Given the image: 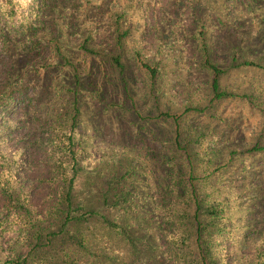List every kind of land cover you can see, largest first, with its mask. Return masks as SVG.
Returning a JSON list of instances; mask_svg holds the SVG:
<instances>
[{
	"label": "rangeland",
	"instance_id": "1",
	"mask_svg": "<svg viewBox=\"0 0 264 264\" xmlns=\"http://www.w3.org/2000/svg\"><path fill=\"white\" fill-rule=\"evenodd\" d=\"M18 2L25 6L19 13L26 14L27 6L33 7L39 21L28 13L24 34L21 28L7 25L10 40L7 44L0 40V179L19 194L27 209L17 212L24 213V219L31 220L42 235L58 230L66 212L69 224L73 218L79 221L69 227L66 238L53 242V248L49 245L29 254L33 241L11 236L5 241L7 250H0V259L11 252L17 258L26 255L25 264H179L160 239L161 232L154 239L149 231L167 217L169 207L182 206L171 195L165 196L169 192L162 187L172 177L167 176L170 169L174 176H186L188 166L181 155L186 150L202 201L199 219L206 224L209 246L216 240L210 247L216 250L212 264L263 263L264 0ZM32 23L41 24L27 33ZM123 30H128L126 41L117 48L114 36ZM25 35L40 40L39 53L32 58L35 69L27 75L20 72L26 88L12 91L8 99L7 71L15 58L14 48H20L17 40ZM115 50L121 57L122 72L114 71L107 62ZM134 50H138V59L154 68L153 79L139 67ZM204 51L219 70L220 97H213ZM60 58H66L67 68L75 67L90 79L77 86L75 129L79 135L70 147L73 167L68 153L52 150L46 133L51 119L43 115L37 119L28 99L33 95L36 99L35 93H39L34 85L48 84L46 78L55 72L46 77L38 66L49 67ZM121 86L126 89V99ZM83 92L87 99L81 96ZM117 101L127 109L130 102L133 109L150 117L159 112L181 114L186 108L198 111H187L178 119L180 148L175 153L172 120L154 118L148 121V130L137 131L118 112L108 111L117 114L110 118L104 115L102 108ZM39 104L44 111L52 102L43 96ZM54 105L53 112L65 109L60 100ZM72 112L69 104L67 113ZM70 121L67 115L65 125ZM251 147L256 149L249 151ZM71 176L67 209L63 196ZM176 185L183 183L177 181ZM179 199L187 206L185 222L189 223L193 206L184 193ZM216 201L225 206L222 225L206 219ZM13 208L7 195L0 193V216L17 218ZM85 211L98 212L108 226L96 216L84 220L86 216L81 214ZM111 224L120 230L119 235ZM192 236L190 224L187 244ZM129 237L136 246L131 248ZM157 245L160 247L151 250Z\"/></svg>",
	"mask_w": 264,
	"mask_h": 264
},
{
	"label": "trees",
	"instance_id": "2",
	"mask_svg": "<svg viewBox=\"0 0 264 264\" xmlns=\"http://www.w3.org/2000/svg\"><path fill=\"white\" fill-rule=\"evenodd\" d=\"M36 9L38 10V8ZM44 9L45 7L43 8V10ZM18 10H25V6L20 4L18 0H0V40L4 44H7V42L10 40L7 34V32H9L10 30L6 28L8 27L7 25H11L15 30L21 28L24 34L28 26L26 28L22 27L28 25L29 16H26L28 13L30 16L35 15L36 19L39 21V15L35 13V8H30L29 6H27L26 14H21L18 12ZM121 13L123 12L121 11ZM37 24L39 25L41 23ZM38 25H34L32 23L29 26L27 33L34 32L39 27ZM127 31L128 30L116 32L114 36V43L117 48H121L122 45L125 43V35H127ZM56 35L64 37V33L62 32L59 34L56 32ZM17 41L20 44V48H18V46L14 48L15 58H13L11 66L8 69L6 76L5 85L7 86L5 91L8 92L5 95L8 97V99H11L12 91H21L22 89L26 88L23 83V77L20 76V72H25L24 74L27 75L26 73H29L32 68L34 70L35 68L33 66L32 58L34 57V55H37L39 53L38 44L40 40H38L36 36L25 35L24 37L18 38ZM127 41H129V37H127ZM58 49L59 48L56 47V51H58ZM29 50L32 51L31 56H28ZM137 51L138 50H134L133 56L134 58H137L139 67L145 70L149 74L150 78L153 79L155 75L154 68L146 62H143L138 59L140 58V56ZM120 58L121 57L119 53H117V51L115 50L114 54L110 56L109 61H107L114 71L116 70L117 72H122L123 70V65ZM67 63L68 62L66 58H60L49 67L46 65H39L38 67L43 68L42 73H45L46 77L51 75L53 71L55 72L50 77L46 78L48 79V84H35L34 86L35 88H37L39 94L35 93L36 99L33 98L34 95L33 97L28 96V99L31 100V108L33 110V114L37 119L40 115L51 119L47 124L46 133L48 140L51 142L52 150L55 152H62L63 154L68 153L69 158L71 159V165L73 167L75 159L74 154L71 152L72 150H70V147H72L73 144L77 142V137L79 135L75 129V118L77 117V105L80 93V91L78 92L79 88H77V86L82 85L83 83H90V79L84 78L82 74L77 73L75 67H72L71 69L67 68ZM203 64L211 75L210 88L212 90L213 97H220L222 94L217 90V75L219 73V70L209 62L205 51ZM244 64L252 65L250 62H245ZM120 91L123 97L126 99V93L124 92L126 91V89L121 86ZM85 95L88 96V94H86L85 92L81 94V96L86 98ZM43 96L50 98L52 102V104H50V106L44 111H42V105L39 104V101L42 99ZM58 100L64 103L63 106H65V109L63 112L60 110L53 112V109L55 107L54 103H56ZM69 104H71L72 107V114L67 113ZM108 105L111 107L102 108L104 111V115H107L110 118L111 116H117V114H115L114 112L107 113L108 111L113 110L115 112H118L121 117L126 118V123L128 125L134 124V126L137 127V131L141 132L148 130V128H146L149 124L148 121L154 118H160L161 120H172L176 125V134L172 137L171 142L175 153H179L180 148L178 142V119L187 111H198L197 108H186L181 112V114L159 112L158 114L150 117V114L133 109L134 106L130 102V107L128 109L127 106L124 105V103H122L121 101H117ZM67 115L70 117L71 121L66 126L65 118ZM129 116H133L136 122L132 117ZM112 120L114 125L115 120L113 118ZM254 149L256 148L251 147L249 151H252ZM181 155L183 156L184 160L186 161V165L188 166L186 176H183L182 174H177L176 176H174L170 169L167 172V176L172 175V177H169V183L165 184L162 188L163 190L169 192L165 196L171 195L172 199H176L182 202V206L179 208L169 207L168 209L170 210L167 214V217L161 223H155V228L151 229L149 233L153 236L154 239H156L158 238L156 232H161L160 239L163 240V243H166V247L169 250L171 257H174V263L177 262L179 264H212L214 263V251L216 250H211L210 247H214L216 240L212 245L209 246L207 236L204 234V231L207 229L205 226L206 224L200 221L199 219L202 213L200 208V202L202 201L199 200L197 195L198 191L196 188V184L194 183L195 177L193 176L192 163L186 157V150H182ZM172 161L173 158L170 159L168 163H171ZM169 168H171V165H169ZM72 179L73 176L67 179V188L63 196V201L67 209L70 208L69 206L71 204L69 198V187L71 186ZM177 181L179 183H183V185L177 186ZM0 193L7 195L10 205L14 207L13 213H16L15 215L17 216V218H12L11 220H7L3 216H0V250L4 252L5 250H7V248L4 246L5 241H7V239L11 236L14 238L19 237L22 241H33V244L28 250V254L32 250H34L35 252L36 249H45L49 245L51 246V248H53V242H55V240L57 241L58 238H66L68 235L67 233L70 232L69 227L75 225L77 223V220L79 221V219L73 218V223L69 224L71 222V219L69 217L68 212H66L64 214L63 223L59 225L58 230L49 231L42 235L40 230L34 225H32L31 220L27 221L24 219V213L20 211L17 212L18 209H22L23 211L27 212V209L22 206V203L19 200V194H15L14 191L7 187V181L4 179H0ZM183 193L186 195L187 200L193 206L190 207V211L188 212L190 217L189 223L185 222V218L187 215L185 209L187 208V206L182 200L179 199L180 195ZM223 208L225 209L224 204L223 206H221V203L219 201H216L215 206L208 210L206 219H211L214 224L222 225L224 223L222 221L225 219V216L223 215ZM81 215L86 216L84 220L90 219L91 216H96L98 220H101V222H103L102 224L104 226H108L106 223H104V217L99 215L98 212L85 211ZM190 224L192 225L194 236H192L191 244H187L188 237L186 239V231L190 229ZM111 228L116 235L120 234V230L115 224H111ZM144 236L148 238L146 234H144ZM129 238L130 240L128 241L130 242L131 248L136 246L135 240L131 237ZM78 245H81V242H78ZM159 247L160 245H157L156 247L152 246L151 250H155ZM10 254L11 252L4 254L3 258L0 259V264H25L26 255L17 258L15 255L11 256ZM58 264H64V262L60 261ZM256 264H264V262L262 263L258 261L256 262Z\"/></svg>",
	"mask_w": 264,
	"mask_h": 264
}]
</instances>
